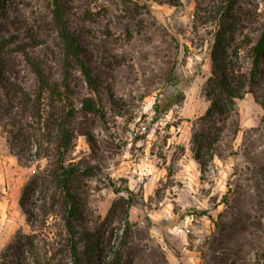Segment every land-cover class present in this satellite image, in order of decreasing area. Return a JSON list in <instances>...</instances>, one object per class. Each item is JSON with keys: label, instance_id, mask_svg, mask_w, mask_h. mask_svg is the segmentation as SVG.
Wrapping results in <instances>:
<instances>
[{"label": "rangeland", "instance_id": "obj_1", "mask_svg": "<svg viewBox=\"0 0 264 264\" xmlns=\"http://www.w3.org/2000/svg\"><path fill=\"white\" fill-rule=\"evenodd\" d=\"M167 1L66 0L70 29L100 80L104 111L82 109L84 97L97 95L74 71V125L91 136L78 134L69 155L93 167L79 188L85 224L101 231L107 251L132 197L122 264H264V55L257 84L236 101L235 111L207 117L214 0ZM235 12L244 21L238 39L256 40L264 28V0H237ZM50 20L49 0H2L0 54L8 85L0 86V264H31L16 250L20 233L37 232L51 252L60 246L62 219L50 217L38 232L41 223L31 226L20 206L25 184L52 157L32 160L36 77L15 47L26 44L49 76L61 79ZM239 63L248 74V45ZM13 118L25 133L17 139L9 132ZM196 132L215 139L206 170L194 158ZM57 258L70 260L65 251Z\"/></svg>", "mask_w": 264, "mask_h": 264}, {"label": "trees", "instance_id": "obj_2", "mask_svg": "<svg viewBox=\"0 0 264 264\" xmlns=\"http://www.w3.org/2000/svg\"><path fill=\"white\" fill-rule=\"evenodd\" d=\"M172 5L180 4V0H168ZM237 0H214L211 4L210 21H215L214 44L210 57L212 60L211 75L207 80V97L210 106L206 116L228 118L236 109V101L252 92L261 72L264 55V28L254 40L250 35L238 39V33L244 28L242 16L235 12ZM50 24L57 38L60 52L61 79H54L47 73L45 64L27 51V45L17 44L15 50L22 52L36 77L35 105L33 117L32 144L34 151L32 160L52 157L49 167L39 170L25 184L20 206L31 226L41 223V232L46 228L49 218L59 216L63 229L59 232V248L51 252L49 244L39 237L37 232L20 233L16 238V250L22 255L31 257V264H62L58 254L67 252V264H122L124 248L132 232L129 218V206L125 211V224L118 230H112L109 238V249L104 251L100 246L101 231L87 227L83 216V203L79 188L83 186V178L92 174V166L83 167L69 158L75 146L78 134L86 135L87 131L78 130L74 125L77 118V106L74 101V71H79L97 99L86 96L81 100L82 109L88 113L104 114L100 94V80L90 63L82 55L81 44L72 33L67 19L66 0H49ZM2 0H0V10ZM8 43V42H7ZM244 45L249 46L251 69L249 73L241 70L239 57ZM14 50V49H9ZM0 46V53H2ZM6 61L0 54V86L8 82L3 69ZM48 100V103H45ZM167 104L163 112L169 109ZM158 107V106H156ZM1 108V105H0ZM10 133L13 138L24 136L20 121L13 118L10 122ZM215 139L206 133L196 132L193 137V153L202 170H206L209 161L214 157ZM133 200V198H132ZM39 203L41 215L35 210ZM34 206V207H33ZM202 214H205L203 211ZM41 218V220H40ZM44 226V227H43ZM46 236V235H45ZM119 237L116 242L113 238ZM114 242H113V241Z\"/></svg>", "mask_w": 264, "mask_h": 264}]
</instances>
